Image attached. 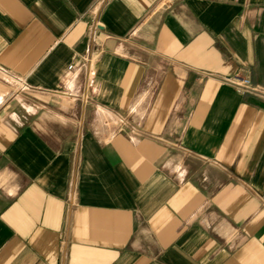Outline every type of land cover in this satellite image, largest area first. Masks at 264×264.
Segmentation results:
<instances>
[{
    "label": "crops",
    "instance_id": "crops-1",
    "mask_svg": "<svg viewBox=\"0 0 264 264\" xmlns=\"http://www.w3.org/2000/svg\"><path fill=\"white\" fill-rule=\"evenodd\" d=\"M0 264H264V0H0Z\"/></svg>",
    "mask_w": 264,
    "mask_h": 264
},
{
    "label": "built area",
    "instance_id": "built-area-1",
    "mask_svg": "<svg viewBox=\"0 0 264 264\" xmlns=\"http://www.w3.org/2000/svg\"><path fill=\"white\" fill-rule=\"evenodd\" d=\"M224 82L232 87H234L238 92L244 94L251 90V80L248 77H244L241 74H235L230 77L224 78ZM95 79L90 77L88 80L87 87L93 88L95 84Z\"/></svg>",
    "mask_w": 264,
    "mask_h": 264
}]
</instances>
